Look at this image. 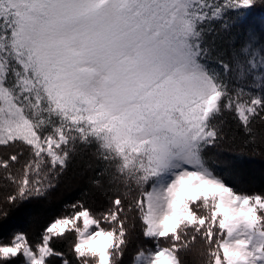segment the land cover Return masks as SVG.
Listing matches in <instances>:
<instances>
[{"label":"snow or ice","instance_id":"6c2138e0","mask_svg":"<svg viewBox=\"0 0 264 264\" xmlns=\"http://www.w3.org/2000/svg\"><path fill=\"white\" fill-rule=\"evenodd\" d=\"M257 140L264 0H0L5 202L45 197L78 158L107 201L33 238L0 207V264H122L136 221L152 243L131 264H188L198 241L200 264H264V191L209 155Z\"/></svg>","mask_w":264,"mask_h":264},{"label":"trees","instance_id":"16d2710c","mask_svg":"<svg viewBox=\"0 0 264 264\" xmlns=\"http://www.w3.org/2000/svg\"><path fill=\"white\" fill-rule=\"evenodd\" d=\"M257 144L260 149H264V144H261L259 140H257ZM209 155H215L218 159L226 160L230 163L232 174L228 176V181L237 189L264 191V151L258 149L256 153L252 151L241 153L239 148L234 149L232 145L226 143L219 152L212 151ZM94 163V161H90L87 158L76 159L68 172L63 175L45 197L30 200L20 205L19 208L10 206L5 202V197L13 189L10 186L0 189V207L10 212V226L23 229L30 238H33L37 231L54 217L70 214L72 209L69 206L78 200H85L93 211L101 204L106 205L107 201L89 183L90 179L95 175V169L87 167V165ZM86 192L88 195L85 196ZM73 239L70 235L67 240L58 241L56 247L67 253L68 244ZM131 240L132 242L123 257L122 264H131L135 245H151L152 243L143 237L139 221H136ZM199 244L200 242L195 243L196 249ZM200 262L201 260L199 264ZM188 264L195 263L189 259Z\"/></svg>","mask_w":264,"mask_h":264},{"label":"rangeland","instance_id":"374dc122","mask_svg":"<svg viewBox=\"0 0 264 264\" xmlns=\"http://www.w3.org/2000/svg\"><path fill=\"white\" fill-rule=\"evenodd\" d=\"M198 242H199V241H198ZM195 247H196V245L194 244V245H193L194 251L191 252V253H189V255L186 256V260H187V262H188V260L191 259L195 264H199V261L202 260L203 258L200 257V256H197L195 250L200 249V244H199V246H198L197 249H196ZM197 257H198V258H197Z\"/></svg>","mask_w":264,"mask_h":264}]
</instances>
